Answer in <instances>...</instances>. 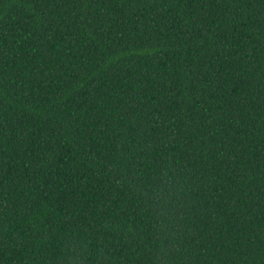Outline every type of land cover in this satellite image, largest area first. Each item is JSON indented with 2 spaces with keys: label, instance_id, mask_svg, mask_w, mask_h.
Masks as SVG:
<instances>
[{
  "label": "trees",
  "instance_id": "obj_1",
  "mask_svg": "<svg viewBox=\"0 0 264 264\" xmlns=\"http://www.w3.org/2000/svg\"><path fill=\"white\" fill-rule=\"evenodd\" d=\"M165 155L188 264H264V0H0V264H47L73 223L148 264L110 168Z\"/></svg>",
  "mask_w": 264,
  "mask_h": 264
},
{
  "label": "clouds",
  "instance_id": "obj_2",
  "mask_svg": "<svg viewBox=\"0 0 264 264\" xmlns=\"http://www.w3.org/2000/svg\"><path fill=\"white\" fill-rule=\"evenodd\" d=\"M114 62L108 59L105 66ZM110 170L113 180L125 187L139 204L148 235L143 236L137 228L133 231L146 241L148 264H188L184 241L191 231L193 181L190 170L168 155L155 167H140L128 173L113 164ZM108 227L118 230L116 225ZM65 230L56 249L59 256L48 260L47 264H116L114 249L92 232H84L74 223Z\"/></svg>",
  "mask_w": 264,
  "mask_h": 264
}]
</instances>
